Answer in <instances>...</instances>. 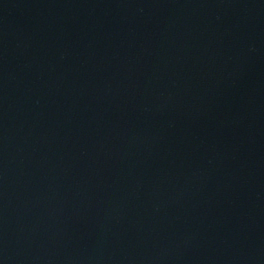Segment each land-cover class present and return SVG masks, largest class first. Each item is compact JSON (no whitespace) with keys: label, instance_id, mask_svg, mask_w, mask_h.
Masks as SVG:
<instances>
[{"label":"water","instance_id":"1","mask_svg":"<svg viewBox=\"0 0 264 264\" xmlns=\"http://www.w3.org/2000/svg\"><path fill=\"white\" fill-rule=\"evenodd\" d=\"M0 264H264V0H0Z\"/></svg>","mask_w":264,"mask_h":264}]
</instances>
